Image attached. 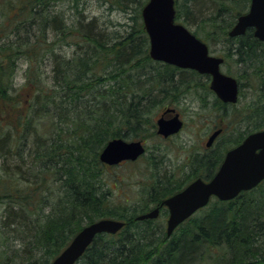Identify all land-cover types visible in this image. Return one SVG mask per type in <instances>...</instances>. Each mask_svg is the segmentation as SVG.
Here are the masks:
<instances>
[{"label":"trees","instance_id":"obj_1","mask_svg":"<svg viewBox=\"0 0 264 264\" xmlns=\"http://www.w3.org/2000/svg\"><path fill=\"white\" fill-rule=\"evenodd\" d=\"M55 1L0 0V264H51L84 226L103 218L125 225L115 235H97L75 264H264V181L230 201L212 199L170 236L165 209L155 220L135 219L188 180L182 185L158 172L134 200L121 198L110 187L98 154L111 139L137 138L136 130L151 121L146 108L152 90L177 102L192 86L175 78L187 70L152 61L143 28L125 29V35L103 33L93 20L83 23L78 0H70L71 21L51 15L49 4ZM146 2L115 0L137 16ZM248 3L217 0L206 7L210 3L202 0H175L176 20H191L193 34L209 47L219 43L224 65L238 67L226 74L255 84L243 119L248 128L211 155L206 150L194 158L197 170H203L195 178H211L210 167L227 150L264 128V43L252 29L227 36ZM38 16L45 28L53 25L56 40L73 39L75 32L82 37V45L73 42L80 49L71 59L54 53L56 43L47 44L44 30L35 26ZM19 34L25 38L21 44L14 41ZM44 56L51 59L50 71L41 66ZM20 58L27 66L16 88Z\"/></svg>","mask_w":264,"mask_h":264},{"label":"water","instance_id":"obj_2","mask_svg":"<svg viewBox=\"0 0 264 264\" xmlns=\"http://www.w3.org/2000/svg\"><path fill=\"white\" fill-rule=\"evenodd\" d=\"M144 30L149 41V56L153 61L162 62L181 69L196 71L210 77L209 88L224 104H234L238 97L237 81L220 71L223 59L209 55L205 43L197 39L183 25L175 22L174 0H148L141 9ZM254 29V36L264 42V0H250L249 10L240 15L229 37L244 35L247 29ZM156 120V133L164 138L176 134L182 128V121L174 109H166ZM221 130L214 131L207 139L209 148ZM145 152L141 141H125L117 138L106 143L99 154V161L114 166L123 161H136ZM264 180V129L251 133L236 147L225 153L221 165L208 182L198 178L182 191L162 201L155 209L139 215L137 221L155 219L159 208L168 210L166 235L204 208L214 196L219 201H229L239 193L255 188ZM124 222L114 219H100L84 226L69 245L51 264H75L95 236L114 235Z\"/></svg>","mask_w":264,"mask_h":264},{"label":"rangeland","instance_id":"obj_3","mask_svg":"<svg viewBox=\"0 0 264 264\" xmlns=\"http://www.w3.org/2000/svg\"><path fill=\"white\" fill-rule=\"evenodd\" d=\"M202 1L203 3H210V6L206 5V7H213L217 4V0L213 2L211 0ZM218 1H221L222 4L223 0ZM49 5L51 6L49 9L51 13L64 12V16L69 21L72 20L70 17L75 15V10L70 0H58L50 2ZM133 7H135L134 4L131 8ZM79 8L84 10L83 13L88 19H95L97 25L103 28L104 33H110V35L117 33L125 35L127 33L124 31L125 29L130 31L132 29L140 30L143 28L141 14L137 16L133 9L130 10V7L126 11H123L122 7L115 3V0H81ZM230 11L234 14L235 8H230ZM208 16L209 14H207ZM187 19V17L183 16L178 19V22L194 32L195 25L191 20ZM43 21V18L38 16L35 26L38 28V31L41 28L44 30L47 44L49 45L51 42L56 43V47L69 56L71 49L70 46H66L65 39L56 40L53 28H45ZM14 37L12 39H15ZM24 39V34H19L14 41L21 44ZM61 42L62 45H60ZM209 48L213 56L223 57V47L219 43L213 44ZM42 60L41 66H48L47 57L44 56ZM26 66L27 63L24 58L17 60L13 77L16 88L23 83ZM236 68L238 67L234 63H231L230 66L228 63L227 65H223L221 71L228 73L227 70L230 69V71L235 72ZM175 74H177V71ZM175 78L189 80L192 84L191 88L184 95H179L177 102L175 100H163L157 90H152L151 97L147 100L148 106L146 108V111L151 115V121L147 118V122H144L145 124L136 130V139L131 137L125 138L127 141L141 140L146 147V153L134 163H123L120 166L114 167L104 166L106 167L104 174L109 178L110 187L121 198L125 197L134 200L138 192L155 179L158 172L160 175L170 174L175 180L181 181H185L191 173L198 174L202 172V169L197 170L198 165H196L194 158L199 159V157L207 153L204 145L207 137L213 130L221 128L223 133L217 138L215 144L208 149L210 150V155L215 152L219 144L227 141V138L230 139L232 136L248 128L246 124L247 120L243 119L248 113L247 106L255 92V84H251V81L235 77L240 83L238 102L235 105L223 106L219 101H216V97L209 90V82L205 76L194 75L187 71L184 73L178 71ZM258 88L259 83L256 82V92H258ZM154 100H160V102L152 105ZM168 106L175 108L184 126L178 134L164 140L155 133V121ZM157 155H161V164L155 163L158 162ZM114 179H117L119 187L114 183ZM154 207L150 206L146 212ZM165 221L166 218L164 219V223ZM11 245L14 247V244Z\"/></svg>","mask_w":264,"mask_h":264},{"label":"bare ground","instance_id":"obj_4","mask_svg":"<svg viewBox=\"0 0 264 264\" xmlns=\"http://www.w3.org/2000/svg\"><path fill=\"white\" fill-rule=\"evenodd\" d=\"M80 1L81 0H78V4H77V10H78V12H79V17L82 19V21H83V23L84 24H86L88 21H90V20H93V23L96 25V27H98L99 29H101V30H103V28L102 27H100L99 25H97V23L95 22V19H93V18H91V19H88V17L86 16V15H84V13H83V9H80L79 8V3H80ZM49 13H51V12H49ZM51 15H59L60 17H62L63 19L65 18V16H64V12L63 13H61V12H52L51 13ZM53 25L51 24V25H49V27L48 28H51ZM54 30V29H53ZM103 33H104V31H103ZM63 42V41H62ZM62 42L60 43V45H62ZM65 42H66V46H70V49H71V53H70V55L68 56L66 53H64V52H62V51H60V49L59 48H55V50H54V53L56 54H60L63 58H65V59H71L72 57H73V55L75 54V51L77 50V51H79L78 49H80V48H77V46H76V44H79V43H81V44H79V45H82V42H83V39H82V37L81 36H78V33L77 32H75L74 33V37H73V39H69V38H66L65 39ZM73 42H75L76 44H73ZM148 55H149V48H148ZM50 68H51V59H49L48 60V66H45V69L47 70V71H50ZM210 151V150H209ZM101 152V151H100ZM100 152H99V154H100ZM99 154H98V161H99ZM100 162V161H99ZM101 163V162H100ZM124 163H129L128 161H125ZM221 163V162H220ZM220 163L217 165V166H215V164L213 165V166H211L210 168H211V170H212V172H216V170L218 169V167H219V165H220ZM102 164V163H101ZM103 165V164H102ZM104 166V165H103ZM215 166V167H214ZM214 168V169H213ZM166 175V174H165ZM165 175H162V177L163 176H165ZM197 174H195V173H191V174H189V177L185 180V181H187L188 179V182L186 183V185L184 186V187H186L190 182H191V180H193L194 178H195V176H196ZM165 177H171L172 178V181H176L170 174H167ZM192 177H194V178H192ZM190 178H192V179H190ZM185 181H181V180H179V182H177V183H182V185L184 184V182ZM99 235H101V234H99ZM96 237V236H95Z\"/></svg>","mask_w":264,"mask_h":264}]
</instances>
